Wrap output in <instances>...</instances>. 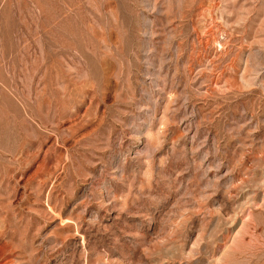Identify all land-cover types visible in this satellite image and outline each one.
I'll return each instance as SVG.
<instances>
[{"label": "rangeland", "instance_id": "374dc122", "mask_svg": "<svg viewBox=\"0 0 264 264\" xmlns=\"http://www.w3.org/2000/svg\"><path fill=\"white\" fill-rule=\"evenodd\" d=\"M0 264H264V0H0Z\"/></svg>", "mask_w": 264, "mask_h": 264}]
</instances>
